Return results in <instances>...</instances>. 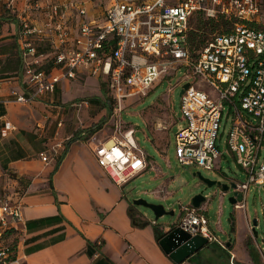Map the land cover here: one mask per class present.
I'll use <instances>...</instances> for the list:
<instances>
[{
    "label": "built area",
    "instance_id": "1",
    "mask_svg": "<svg viewBox=\"0 0 264 264\" xmlns=\"http://www.w3.org/2000/svg\"><path fill=\"white\" fill-rule=\"evenodd\" d=\"M262 4L264 0H110L102 26L96 30L84 20L76 33L57 22L58 7L50 4L41 27L20 18V75L26 77L28 87L24 94L12 92L13 99L25 104L52 94L61 80L76 77L78 68H89L92 75H105L115 137L96 144L94 154L98 165L116 184L122 185L147 167L145 153L132 137L134 129L123 130L126 123L121 118L122 100L134 94L146 95L153 82L184 67L188 87L180 95L181 117L174 133L177 161L181 165L213 169L214 159L221 154L218 131L228 106L231 125L226 137L227 150L246 173L245 182L232 180L236 184L234 190L242 193V200L234 207L241 202L244 208L249 184L264 185V29L252 21ZM31 7L27 3L26 11ZM79 13L84 16L85 8H80ZM197 15L222 18L231 21L232 26L228 31L215 33L198 50H192L189 33ZM43 40L55 48L73 40L75 47L58 50L53 66L45 71L39 68L43 54L35 44ZM1 83L0 80V86ZM202 86L211 92H205ZM84 103L72 105L80 108ZM13 128L6 124V129ZM60 149L61 140L40 156L53 159ZM180 210L167 231L179 228L190 236L200 235L208 243L227 248L200 207L180 205ZM20 221V201L0 194V264L16 263L12 249L1 239L6 230L15 231ZM247 221L249 235L255 240L252 223ZM256 248L264 258L261 248ZM229 261L235 264L231 255Z\"/></svg>",
    "mask_w": 264,
    "mask_h": 264
},
{
    "label": "crops",
    "instance_id": "2",
    "mask_svg": "<svg viewBox=\"0 0 264 264\" xmlns=\"http://www.w3.org/2000/svg\"><path fill=\"white\" fill-rule=\"evenodd\" d=\"M27 3L33 6L28 11ZM50 4L58 7L57 22L76 33L84 20L96 30L102 26L110 0H0V194L21 203V221L1 242H13L14 264H196L193 256L181 263L169 258L154 227L165 234L170 225L153 224L148 213L132 203L126 183L116 184L98 165L95 145L115 134L113 128L109 135L98 137L89 128L96 118L88 120V112L102 107L101 112L110 113L107 90L96 85L84 93L89 77L95 83L89 68H78L76 77L61 80L43 98L25 104L14 101L12 92L24 94L28 86L25 76L15 74L20 63L11 58L10 44L17 42L20 18L41 27ZM82 7L84 16L79 13ZM96 76L106 86V76ZM79 101L85 102L80 108L72 105ZM7 123L14 128L6 129ZM109 124L113 126L112 116ZM59 140L63 149L58 156H40ZM164 149L157 148L160 153ZM145 156L147 167L138 175L150 166ZM148 195L153 197L150 191ZM245 221L247 238L256 248L246 217ZM224 242L230 254L231 237ZM230 255L240 264L234 253ZM242 264L250 261L243 259Z\"/></svg>",
    "mask_w": 264,
    "mask_h": 264
},
{
    "label": "rangeland",
    "instance_id": "3",
    "mask_svg": "<svg viewBox=\"0 0 264 264\" xmlns=\"http://www.w3.org/2000/svg\"><path fill=\"white\" fill-rule=\"evenodd\" d=\"M199 20L209 23H206L202 29H198ZM252 21L257 27L264 29V4L261 5L259 14L252 18ZM231 26V21L222 18L207 19L204 16H194L191 33L192 49L198 50L215 33L228 31ZM93 76H95V83H92L93 80L91 82L89 77L88 81L85 82L83 90L86 92L84 93L96 89V85L100 91L106 90L102 79L96 75ZM185 76L184 67H179L171 76L153 82L150 90L143 97L134 94L122 100V121L134 129L132 137L150 159V166L142 174L129 180L124 185V190L132 199L142 198L147 202L162 204L167 210H172V215H164L157 220L158 224L163 225H172L176 222L181 212L180 205L189 204L192 196L203 190V193L209 194L210 197L201 203L200 209L207 213L210 227L215 235L224 241L231 237L234 247L230 254L234 253L236 262L242 264L243 259H247L250 264H264L257 248L253 246L251 239L247 238L245 221V217L250 222L256 218L257 237L255 244L261 248L264 254V185L249 184L244 199V208L240 202L239 207H234L232 210L234 230L229 235L231 224L229 222L228 197L232 193L230 191L222 192L217 185L204 190L205 185L193 175L194 172L198 171L203 177L210 180L220 182L246 181V173L236 163L234 154L227 150L226 137L231 125L228 106H225L220 121L217 145L221 154L214 159L213 169L207 170L195 165H181L177 161L174 133L181 117L180 91L188 81ZM193 87L197 88L198 86L194 84ZM200 88L207 93L211 92L208 87L202 86ZM105 100L110 106L109 114L107 110L101 112L102 107H100L96 111L88 112L87 116L88 120L89 118L90 120L96 118V121H90L92 123L89 128L98 132V137L109 135L113 129V126L109 124L112 102L108 101L106 97ZM250 119H252L251 116ZM100 129L102 130L99 131ZM153 144L162 150L165 147L164 152L160 153ZM149 191L153 197H149ZM140 208L145 210L153 219V214L149 209L142 206ZM3 244L11 249L13 242L9 241ZM227 253L221 255L220 250L215 245L210 246L209 244L191 256H193L192 260L196 264H228ZM208 254L210 255L206 257ZM212 257L213 259H211Z\"/></svg>",
    "mask_w": 264,
    "mask_h": 264
},
{
    "label": "water",
    "instance_id": "4",
    "mask_svg": "<svg viewBox=\"0 0 264 264\" xmlns=\"http://www.w3.org/2000/svg\"><path fill=\"white\" fill-rule=\"evenodd\" d=\"M188 87V83L184 84L182 86V89L180 91V95L183 92L184 88ZM194 176H196L204 185V190L206 188H209L213 185H217L222 192H231L232 194L228 197V203H229V222L231 224L229 229V234L233 229V223H232V210L234 208V204L238 201L242 200V193L234 190L236 187V184L230 180L227 182H220L216 180H210L208 178H205L201 175L200 172H194ZM210 197L209 194H204L203 190L196 193L192 196L190 205L199 208L201 203L205 202ZM132 203L135 206H142L144 208L149 209L153 214V220L152 223H157V220L164 216V215H172V210H167L162 204H155L145 201L142 198L133 199ZM252 226L251 230L254 234V236H257V231L255 226L257 225V220L254 218L252 220ZM230 243V240H228L227 245ZM159 245L162 248V250L169 256L171 260H173L175 263H181L185 259L189 258L194 253L198 252L201 248L208 246L207 239L204 237H201L200 235L196 236H190L189 234L183 232L179 228H173L167 232L160 238Z\"/></svg>",
    "mask_w": 264,
    "mask_h": 264
},
{
    "label": "trees",
    "instance_id": "5",
    "mask_svg": "<svg viewBox=\"0 0 264 264\" xmlns=\"http://www.w3.org/2000/svg\"><path fill=\"white\" fill-rule=\"evenodd\" d=\"M197 16H202V15H197ZM206 23H209V22H206ZM206 23L205 22H202V20H199L198 21V26H197L198 29H202L204 26H206ZM192 31H193V27H192V29H191V31L189 33L190 47H191V39H192L191 38V33H192ZM197 42L199 43L200 41H197ZM35 44H36L37 48L39 49V51L43 54L42 57H41V60H40L39 68L40 69H44L45 71L46 70H49L53 66L54 56L56 55V53L58 52V50L65 51L68 48H74L75 47L73 40H71L69 43H67L65 45L60 46L59 48H55L48 40H43L42 42L35 43ZM10 46H11V51H10L11 58H14V60H19V63H20V68H18L15 71L16 72L15 74H19V73H21V60H20V53H19L18 44H17V42H13V43L10 44ZM191 49H192V47H191ZM192 50H194V49H192ZM9 60H12V59H9ZM141 97H143V96H141ZM131 128L132 127L129 126L128 123H127L126 126H124L123 130L124 131H127V130H129ZM157 148H159V146ZM13 231L14 230H12V229L6 230V232H4V234H3V238L7 239L8 237H10V235L12 234ZM154 232H155V237H156L157 241H159L160 238L164 235L162 232H160L157 229L156 226L154 227ZM214 245L216 246V248L218 250H220L221 255H223L224 253H227V250L226 249L220 247L216 243H210V246H214ZM227 254H228V264H230V261H229L230 255H229V253H227ZM214 257H215V255H214ZM211 259H213V257Z\"/></svg>",
    "mask_w": 264,
    "mask_h": 264
}]
</instances>
